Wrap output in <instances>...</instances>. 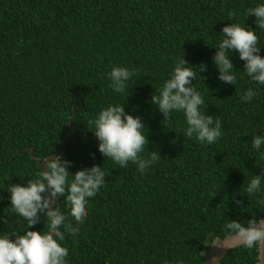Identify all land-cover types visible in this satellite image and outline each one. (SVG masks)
<instances>
[{"label": "trees", "instance_id": "16d2710c", "mask_svg": "<svg viewBox=\"0 0 264 264\" xmlns=\"http://www.w3.org/2000/svg\"><path fill=\"white\" fill-rule=\"evenodd\" d=\"M260 3L0 0V235L28 230L9 210L8 185L41 173L27 152L15 151L30 147L39 160L54 153L69 132L74 105L73 141L59 155L72 162L70 173L95 164L107 175L88 200L83 222L68 217L78 231L58 241L69 249L67 264H201V252L229 233L228 220L264 216V181L255 196L245 192L253 175H264V145L252 146L253 137H264V85L247 76L238 52L228 53L234 86L218 79L212 60L229 23L255 31L264 57V30L245 16ZM229 11L236 13L231 20ZM183 55L193 67L207 65L201 73L194 67L193 87L204 99L201 111L221 121L222 135L211 145L185 135L182 111L165 121L151 103ZM115 66L139 70L126 99L110 87L108 73ZM249 88L256 94L245 102L241 97ZM123 103L147 127L150 143L142 155L156 150L161 156L143 174L131 162L120 167L100 154L88 123L102 109ZM57 206L69 212L64 197ZM47 228L41 216L29 230ZM256 256L257 248L239 245L218 264H257Z\"/></svg>", "mask_w": 264, "mask_h": 264}, {"label": "clouds", "instance_id": "9594fccd", "mask_svg": "<svg viewBox=\"0 0 264 264\" xmlns=\"http://www.w3.org/2000/svg\"><path fill=\"white\" fill-rule=\"evenodd\" d=\"M235 16L234 11L228 12L229 20ZM245 16L246 19L249 16L254 17L256 28L264 30V3L247 8ZM221 35L218 50H215L212 57L218 71V79L234 86L235 70L228 53L238 52L239 59L244 62L243 69L247 76L252 81L264 85V57L259 55L261 48L257 45L260 40L256 32L244 24L229 23L221 29ZM194 67L199 73L207 69L203 62ZM194 67L188 64L184 55L178 58L170 78L165 81L159 94L151 96V103L156 105L165 121L170 119L172 112L182 111L187 124L185 135L188 138L195 136L200 143L211 145L222 135L221 121L201 111L204 99L193 87L197 76ZM138 72V69L113 67L108 73L110 87L123 94L126 99L132 94L133 87L129 88L128 82L138 76ZM255 94V91L249 88L241 98L248 102ZM88 123L94 128L92 133L98 141L99 153L120 167H127L131 162L143 174L161 158L156 150H147L148 157L142 155L150 143L143 131L147 127L139 116L125 112L124 103L109 105ZM262 145L264 137L252 138L254 149L259 150ZM71 166L72 162L66 160L63 155H52L44 162L39 178L28 180L23 185H8L6 190L9 193V210L27 222L28 230L23 234L13 231L0 235V264H67L69 249L58 241L64 239L65 232L76 235L78 231L68 217L74 218L77 225L83 222L87 215L88 200L95 197L106 183L107 175L101 166L95 164L79 169L74 174L69 172ZM70 176L72 179L69 182ZM262 181L264 175H253L245 189L246 194L255 196L260 192ZM61 197L65 198L69 206L67 214L57 206ZM234 203L240 205L241 201L234 200ZM259 203L264 204V196L260 198ZM41 216L47 217V231L29 230L40 222ZM225 228L236 238L239 245L247 249L264 248V217H251L244 223L228 220ZM201 254L206 255L204 252Z\"/></svg>", "mask_w": 264, "mask_h": 264}, {"label": "water", "instance_id": "95a60500", "mask_svg": "<svg viewBox=\"0 0 264 264\" xmlns=\"http://www.w3.org/2000/svg\"><path fill=\"white\" fill-rule=\"evenodd\" d=\"M79 105H74L71 109V115L68 118V127L69 132L61 139L58 149L50 154L45 156L43 159L39 160L32 155V149L26 147L22 150H16L15 152H27L31 158L35 159L36 166L42 171L44 162L51 158L52 155H59V153L64 148V145L67 141H73V128L70 123V119L74 115V108ZM264 217V216H262ZM239 246L238 241L230 233L224 235L222 238L214 241L206 250V255H204L201 264H218L223 255L230 249ZM257 264H264V248H257Z\"/></svg>", "mask_w": 264, "mask_h": 264}]
</instances>
